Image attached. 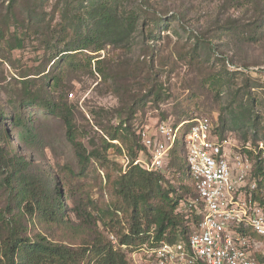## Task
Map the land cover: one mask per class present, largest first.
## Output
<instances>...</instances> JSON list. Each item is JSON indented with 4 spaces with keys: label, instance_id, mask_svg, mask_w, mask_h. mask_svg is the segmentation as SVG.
Here are the masks:
<instances>
[{
    "label": "rangeland",
    "instance_id": "374dc122",
    "mask_svg": "<svg viewBox=\"0 0 264 264\" xmlns=\"http://www.w3.org/2000/svg\"><path fill=\"white\" fill-rule=\"evenodd\" d=\"M79 7L75 0H0V110L26 111L36 121L38 134L35 142H21L20 148L0 143V209L7 202L1 189L7 175L2 158L19 154L52 175L49 193L62 194L68 206L61 225L24 220L29 237L40 235L74 247H84L99 235L117 241L131 222L118 182L135 161L148 162L151 157L147 148L138 149L139 143L158 140L161 123L176 129L202 117L212 120L215 132L223 125L218 135L231 140L233 157L242 156L251 165L256 196L264 205V0H121L122 17L135 19L123 41L77 54L76 67L81 70L69 69L58 86L53 80L47 86L48 78L57 73L56 55L69 41L57 37L65 24L62 16L66 9L72 14L83 11ZM35 19H43L41 32H54L48 36L50 45L38 30L34 32ZM158 20L166 26L156 27ZM15 29L22 47H15ZM88 57H94L91 67ZM98 60L105 77L96 72ZM245 89L255 101L251 127L243 115ZM47 98L70 105L77 140L88 151H98L88 165L77 159L62 120L39 109ZM231 105L238 109L235 120ZM114 133L119 140H110ZM182 135L180 131L179 151ZM104 141L113 146L105 151ZM176 155L171 154L173 161ZM180 164L185 172L184 157ZM162 176V189L170 198L182 195L190 200L191 182L177 167H169ZM184 205L178 212L187 219ZM186 219L191 234L195 226ZM123 249L130 264H147L143 253Z\"/></svg>",
    "mask_w": 264,
    "mask_h": 264
},
{
    "label": "trees",
    "instance_id": "16d2710c",
    "mask_svg": "<svg viewBox=\"0 0 264 264\" xmlns=\"http://www.w3.org/2000/svg\"><path fill=\"white\" fill-rule=\"evenodd\" d=\"M75 1L83 7V11L72 14L66 9L62 16L65 24L61 26L57 37L69 41L56 55L59 58L56 66L57 73L48 78L47 86L51 80L54 81L55 86H58L69 69L81 70L76 67L77 54L83 51L99 52L108 45H117L122 42L129 27L135 22L132 15L122 17L121 0ZM35 20L34 32L38 30L37 35L50 45L51 41L48 36L53 35L54 32H49L48 35L41 32L39 24L43 19ZM155 25L156 27L166 26L163 20H158ZM14 31V39L19 43L15 47H22V40L17 35L19 30ZM93 59L94 57H88L89 67ZM97 62L96 72L105 77V71L101 67L103 62L100 60ZM242 94L241 96L247 99V109L243 111V115L251 127L254 126L252 121L255 119V101L248 89L243 90ZM39 109L49 117L62 120L66 129V138L75 148L77 159L81 164L88 165L91 159L96 158L97 150L88 151L77 140V125L73 111L67 102H54L47 98L40 104ZM228 109H231V119L235 120L238 109L233 105ZM223 121L222 118L221 123ZM188 128L189 126H186L183 130ZM220 129L224 130L223 125L217 128L216 132L219 133ZM125 131L129 132L127 129ZM119 137L118 133H114L110 135V140H119ZM37 138L36 121L32 115L23 110L18 113L9 108L0 110V143L5 141L8 146L15 144L17 148H20L21 142H35ZM112 146V143L104 141L105 151ZM138 149L146 150L140 143ZM185 151L187 152L184 143L180 151L177 146H174L169 154L167 165L161 172L149 173L134 165L128 173L122 175L118 182L117 192L131 210L128 232L120 235L117 241L108 240L99 235L92 243L84 247L55 244L43 236L37 235L31 238L26 234L24 220L61 225L64 223L68 206L63 200V195L58 191L56 195L49 193L47 182L48 177L52 176L50 173L19 154L10 158L4 156L2 161L7 175L1 183V189L3 188L6 193L7 202L0 209V264H130L124 253V246L132 253H140L145 246L154 248L162 241L169 243L178 240L186 241L190 230L186 228L185 215L179 214L178 210L181 204H185L186 211L190 213L193 209L188 206L197 198V193L188 164L185 172L181 170L180 157L186 159ZM173 153L177 154L175 161L171 159ZM169 167H177L179 174L187 177L191 182L192 196L189 201L182 195L170 198L162 189L161 183L164 180L162 172ZM256 199L263 205L260 197L256 196ZM156 200L162 203L153 204ZM190 214L192 216L187 219H192L196 226L199 217L193 212Z\"/></svg>",
    "mask_w": 264,
    "mask_h": 264
},
{
    "label": "built area",
    "instance_id": "2783aa9c",
    "mask_svg": "<svg viewBox=\"0 0 264 264\" xmlns=\"http://www.w3.org/2000/svg\"><path fill=\"white\" fill-rule=\"evenodd\" d=\"M180 131L197 193L188 208L199 220L186 241H162L140 253L147 264H264V206L256 199L258 183L251 179V165L242 156L233 157L231 140L214 131L210 118L183 122L176 129L159 124L158 140L142 141L149 161L134 165L149 173L164 170Z\"/></svg>",
    "mask_w": 264,
    "mask_h": 264
}]
</instances>
